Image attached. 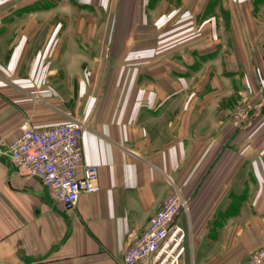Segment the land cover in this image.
Instances as JSON below:
<instances>
[{
  "label": "crops",
  "instance_id": "0c3cea01",
  "mask_svg": "<svg viewBox=\"0 0 264 264\" xmlns=\"http://www.w3.org/2000/svg\"><path fill=\"white\" fill-rule=\"evenodd\" d=\"M26 122L83 126L101 190L66 208L0 154V264H122L175 190L181 264L264 247V0H0V139Z\"/></svg>",
  "mask_w": 264,
  "mask_h": 264
},
{
  "label": "built area",
  "instance_id": "2783aa9c",
  "mask_svg": "<svg viewBox=\"0 0 264 264\" xmlns=\"http://www.w3.org/2000/svg\"><path fill=\"white\" fill-rule=\"evenodd\" d=\"M239 117H243L242 111ZM248 123L246 119L243 127ZM82 136L81 125L68 123L37 129L26 122L11 144L0 139V154H6L22 175L40 180L53 201L70 209L83 193L101 190L98 166L85 162ZM188 211V200L179 191L171 192L148 228L125 252L122 264H181L186 231L177 218ZM244 264H264V247Z\"/></svg>",
  "mask_w": 264,
  "mask_h": 264
},
{
  "label": "water",
  "instance_id": "95a60500",
  "mask_svg": "<svg viewBox=\"0 0 264 264\" xmlns=\"http://www.w3.org/2000/svg\"><path fill=\"white\" fill-rule=\"evenodd\" d=\"M10 160V159H9ZM11 162V161H10Z\"/></svg>",
  "mask_w": 264,
  "mask_h": 264
}]
</instances>
